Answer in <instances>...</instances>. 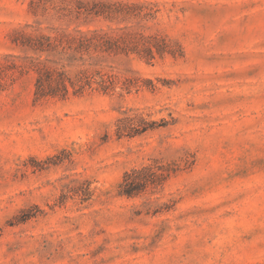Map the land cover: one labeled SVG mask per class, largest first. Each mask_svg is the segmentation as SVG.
<instances>
[{
    "label": "rangeland",
    "instance_id": "obj_1",
    "mask_svg": "<svg viewBox=\"0 0 264 264\" xmlns=\"http://www.w3.org/2000/svg\"><path fill=\"white\" fill-rule=\"evenodd\" d=\"M103 1L147 19L81 30L143 26L169 50L112 57L126 85L63 101H36L34 74L13 75L0 92V264H264V0ZM29 2L0 0V59L21 56L14 32L58 25ZM143 167L163 176L123 181Z\"/></svg>",
    "mask_w": 264,
    "mask_h": 264
},
{
    "label": "trees",
    "instance_id": "obj_2",
    "mask_svg": "<svg viewBox=\"0 0 264 264\" xmlns=\"http://www.w3.org/2000/svg\"><path fill=\"white\" fill-rule=\"evenodd\" d=\"M142 7L120 1L103 0H30L29 11L33 17H50L58 25H47L35 21L24 29L13 33L11 43L20 52L19 57L5 56L0 59V92L4 91L13 75L32 72L35 76L34 99L66 100L86 93H109L122 82L107 60L112 57H129L150 62L155 54L162 56L169 45L157 35H147L143 26L120 28L116 32L103 30H81L80 26L102 19L105 21L130 18L146 20L148 14ZM76 24L75 28L70 26ZM27 29H31L27 31ZM123 132L118 128V134ZM153 167L133 169L124 175V182L134 178L136 185L146 183L141 177L163 176ZM143 178V179H142ZM131 196L134 193L121 191Z\"/></svg>",
    "mask_w": 264,
    "mask_h": 264
}]
</instances>
